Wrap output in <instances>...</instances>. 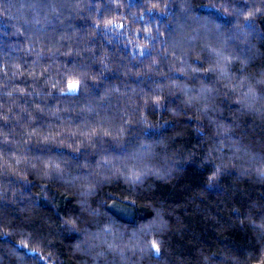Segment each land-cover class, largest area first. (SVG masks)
<instances>
[{
    "label": "trees",
    "instance_id": "16d2710c",
    "mask_svg": "<svg viewBox=\"0 0 264 264\" xmlns=\"http://www.w3.org/2000/svg\"><path fill=\"white\" fill-rule=\"evenodd\" d=\"M123 2L131 25L153 29L140 33L150 41L142 51L123 30L96 27L94 18L121 11L114 0H0V226L12 232H0V264H45L24 249L17 256L21 234L52 249L55 264H246L264 245V110L235 103L228 86L264 79V0H159L163 10L150 9L148 0ZM202 39L229 59L206 48L195 57ZM176 42L188 50L183 63L168 51ZM51 45L60 51L48 52ZM57 60L90 68L99 79L79 92L49 95L47 73L22 74ZM205 65L210 70H196ZM257 88L264 97V85ZM85 101L92 111H71ZM57 105L68 110L52 112ZM127 114L134 123L123 138L97 135L78 151L41 139L64 121L99 115L115 127ZM141 141L152 145L159 178L125 186L95 175L101 155H125ZM51 158L64 169L44 167ZM84 175L96 185L88 194L73 190L72 178ZM125 196L138 203L125 205ZM65 216L80 229L62 223ZM105 223L141 245L151 224L159 252L142 247L94 259L83 241Z\"/></svg>",
    "mask_w": 264,
    "mask_h": 264
},
{
    "label": "clouds",
    "instance_id": "9594fccd",
    "mask_svg": "<svg viewBox=\"0 0 264 264\" xmlns=\"http://www.w3.org/2000/svg\"><path fill=\"white\" fill-rule=\"evenodd\" d=\"M116 5L121 9L119 13H115L112 16L106 18H94L96 27L103 26L106 29H112L114 31L125 32L127 36V41L132 44L133 47L143 50L145 47L150 46V41L148 39L141 38L140 33L143 32L145 36L152 33L153 29L150 25H146L141 28L140 25H131V19L129 16L124 14V9L127 5L123 0H114ZM148 7L150 9H160L163 10V6L159 3V0H148ZM143 9H140L142 15ZM137 10H132V15H136ZM39 22V21H38ZM129 25V29H125L124 26ZM131 32L129 35L128 32ZM189 38H192L189 34ZM40 51H44L43 45L38 44ZM208 49L210 52H214L217 56L222 59H229V57L223 53V51L215 47L210 41L202 39L200 45L197 49L193 50V55L197 58L200 57V51L203 49ZM48 52L55 54L60 51L57 45H51L47 49ZM170 55H172L177 62H184V56L187 54V49L183 48L179 42L172 44L168 49ZM71 49L69 48L67 52H61V55H70ZM79 54V53H77ZM38 55V54H37ZM100 62L107 64L103 57L100 58ZM19 68V65H16ZM31 67V66H30ZM211 65H205L203 69H196L200 71L210 70ZM26 71V74L30 77L40 78L47 73V79L44 81L45 85L49 88V95L52 90H56L60 93L75 91L79 92L82 87H84L86 81H95L99 79V73L94 72L90 68H83L76 66L75 64H66L57 60L55 63H42L39 69L32 68ZM178 71L183 72L184 68L178 69ZM74 82L75 87L69 88V82ZM257 85H264V79H258L255 82H250L247 80H241L237 85H233L229 81L228 86L232 87L236 93L233 97V101L238 104H243L246 108L253 111L264 110V97L259 93ZM20 91H24L23 88ZM103 99V97H101ZM155 101H159L162 97H154ZM88 101L81 102L77 104L71 111L73 112H90L92 109L89 107ZM40 108V105L36 106ZM68 109H61L57 105L52 109V112H59ZM104 117L97 116L96 120L93 121H81L75 124H69L64 121L60 126H57V130L52 132L48 136H41L44 141L59 140V143L71 148L74 151H78L79 148L84 147L85 144H91L94 137L97 135L107 136L108 138L113 137H125L127 135L126 125L134 123L133 116L127 114V118L124 119L120 124L113 127L110 123H101ZM65 134H67L65 136ZM64 137L60 139V137ZM68 137H71L69 140ZM146 141H141L140 146L135 150L125 154V155H101L98 158V162L95 169V175L110 181H119L125 186H130L133 184L142 183L144 178L153 175L159 178L160 170L157 163L152 159L151 154L153 151L152 145L149 144L147 149L144 148ZM223 147V145H221ZM219 150V149H218ZM14 159H18L15 158ZM87 167V165H84ZM44 167L51 168L55 167L57 169H64V163L51 158L44 161ZM259 169L264 171V163L259 165ZM27 178V173H18ZM214 176L215 174H210ZM74 180L73 190L81 191L84 194L91 193L95 190V181L91 176H77L72 178ZM123 203L127 206L137 204V200L134 196H125L123 198ZM62 223H67L74 228L80 229V225L77 223L73 216L63 217ZM258 223V222H257ZM264 227V224L260 225ZM145 229H148V240L144 245H141L138 239L124 238L122 230L117 229L113 224L105 223L103 224L95 233H87L85 235L83 243L88 244L91 249H94V259L95 257H105L107 253H125L126 251L135 253L137 248L148 247L151 251L159 252V247H154L153 242L159 244L161 241L156 236L155 233L151 232V224H145ZM0 232L12 234L11 230L0 226ZM136 234L133 233V237ZM19 249H24L28 253H35L45 261V264H55V254L52 249L45 248L42 244L33 242L30 239V234L18 235L16 241V254L20 256ZM52 257V259H48ZM130 264H135V262H130ZM246 264H264V245L260 246L255 254H249L246 258Z\"/></svg>",
    "mask_w": 264,
    "mask_h": 264
},
{
    "label": "snow or ice",
    "instance_id": "6c2138e0",
    "mask_svg": "<svg viewBox=\"0 0 264 264\" xmlns=\"http://www.w3.org/2000/svg\"><path fill=\"white\" fill-rule=\"evenodd\" d=\"M75 86H76V85H75L74 82H71V81L69 82V85H68L69 88H74Z\"/></svg>",
    "mask_w": 264,
    "mask_h": 264
}]
</instances>
